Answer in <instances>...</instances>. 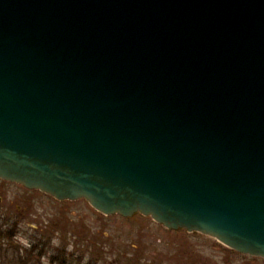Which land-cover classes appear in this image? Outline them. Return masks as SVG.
Instances as JSON below:
<instances>
[{
    "label": "water",
    "instance_id": "obj_1",
    "mask_svg": "<svg viewBox=\"0 0 264 264\" xmlns=\"http://www.w3.org/2000/svg\"><path fill=\"white\" fill-rule=\"evenodd\" d=\"M0 178L264 258V0H0Z\"/></svg>",
    "mask_w": 264,
    "mask_h": 264
},
{
    "label": "rangeland",
    "instance_id": "obj_2",
    "mask_svg": "<svg viewBox=\"0 0 264 264\" xmlns=\"http://www.w3.org/2000/svg\"><path fill=\"white\" fill-rule=\"evenodd\" d=\"M13 224L17 233L12 244L21 249L37 244L34 252L45 251L41 264H51L58 251L69 253L67 264H264V258L242 254L198 232L165 228L149 216H106L84 199L58 201L8 184L0 225Z\"/></svg>",
    "mask_w": 264,
    "mask_h": 264
},
{
    "label": "trees",
    "instance_id": "obj_3",
    "mask_svg": "<svg viewBox=\"0 0 264 264\" xmlns=\"http://www.w3.org/2000/svg\"><path fill=\"white\" fill-rule=\"evenodd\" d=\"M0 225V264H41L40 259L44 256L45 251L34 250L37 244L31 245L30 249H21L12 244L13 238L16 236V224L10 228H3ZM69 253L58 251V255L50 257L51 264H67L65 258ZM34 260V263H31ZM85 264H94L87 262Z\"/></svg>",
    "mask_w": 264,
    "mask_h": 264
},
{
    "label": "flooded vegetation",
    "instance_id": "obj_4",
    "mask_svg": "<svg viewBox=\"0 0 264 264\" xmlns=\"http://www.w3.org/2000/svg\"><path fill=\"white\" fill-rule=\"evenodd\" d=\"M17 185V186H19V187H21V188H23V189H25V190H33V191H37L38 193H42V194H45V195H47L48 197H51V198H53V199H55V200H57L56 198H54V197H52V196H50V195H48V194H46V193H44V192H42V191H39V190H37V189H29V188H27V187H25V186H23V185H21V184H18V183H13V182H10V181H7V180H4V179H1L0 178V194H1V196H0V203H2V197H6V188H7V185ZM58 201H66V200H58ZM94 209V208H93ZM95 210V209H94ZM97 211V210H96ZM97 212H99V211H97ZM100 214H103V213H101V212H99ZM103 215H105V214H103ZM107 216V215H106ZM145 217H147V216H145ZM18 226V225H17Z\"/></svg>",
    "mask_w": 264,
    "mask_h": 264
},
{
    "label": "clouds",
    "instance_id": "obj_5",
    "mask_svg": "<svg viewBox=\"0 0 264 264\" xmlns=\"http://www.w3.org/2000/svg\"><path fill=\"white\" fill-rule=\"evenodd\" d=\"M14 238H16V237H14ZM21 242L24 243L25 246L30 247V245H28L26 241H21ZM54 243H55V241H54Z\"/></svg>",
    "mask_w": 264,
    "mask_h": 264
}]
</instances>
